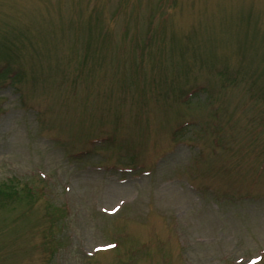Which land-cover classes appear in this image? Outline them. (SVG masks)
<instances>
[{"label":"rangeland","instance_id":"1","mask_svg":"<svg viewBox=\"0 0 264 264\" xmlns=\"http://www.w3.org/2000/svg\"><path fill=\"white\" fill-rule=\"evenodd\" d=\"M1 68L0 264H264V0H0Z\"/></svg>","mask_w":264,"mask_h":264},{"label":"trees","instance_id":"2","mask_svg":"<svg viewBox=\"0 0 264 264\" xmlns=\"http://www.w3.org/2000/svg\"><path fill=\"white\" fill-rule=\"evenodd\" d=\"M4 74H5V68H1L0 69V85H1V80H4ZM16 75L14 74L9 78L12 80V82L10 81V83H12L13 86H16V79H17ZM19 92H21V91H19ZM1 99H2V97L0 96V108H2ZM19 182H22V181L19 180ZM26 189H27V191L30 190L29 187H26ZM23 190H25V189L23 188ZM19 193H20V189L15 184H13V182H11V180H9V182L0 183V194H2V195L14 194L15 196H19Z\"/></svg>","mask_w":264,"mask_h":264}]
</instances>
